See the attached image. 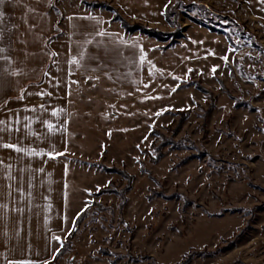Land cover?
I'll return each instance as SVG.
<instances>
[{
  "label": "rangeland",
  "instance_id": "374dc122",
  "mask_svg": "<svg viewBox=\"0 0 264 264\" xmlns=\"http://www.w3.org/2000/svg\"><path fill=\"white\" fill-rule=\"evenodd\" d=\"M179 2L172 25L169 4L135 23L175 37L137 33L144 85L113 88L64 154L67 220L84 215L32 264H264V0Z\"/></svg>",
  "mask_w": 264,
  "mask_h": 264
},
{
  "label": "crops",
  "instance_id": "0c3cea01",
  "mask_svg": "<svg viewBox=\"0 0 264 264\" xmlns=\"http://www.w3.org/2000/svg\"><path fill=\"white\" fill-rule=\"evenodd\" d=\"M90 1L156 27L153 10L164 14L171 0ZM0 14V264H32L54 256L78 214L70 224L64 154L123 100L113 88L143 87L150 43L83 0H4Z\"/></svg>",
  "mask_w": 264,
  "mask_h": 264
},
{
  "label": "trees",
  "instance_id": "16d2710c",
  "mask_svg": "<svg viewBox=\"0 0 264 264\" xmlns=\"http://www.w3.org/2000/svg\"><path fill=\"white\" fill-rule=\"evenodd\" d=\"M176 2H178V3L172 4V2H171V4H169L165 10V19L171 25H172V17L175 16V14H176L175 9L178 8V6L180 4L179 0H176ZM83 4L87 8H90V9H101V10H107V11L111 12L114 16L113 21L119 22L121 27L125 31V33H127L129 35H132L135 33H140V34H145V35L152 37V38H156L159 41H168V40L175 37V35L173 33L163 34L161 32L156 31L155 29H151L148 26H145L142 24H130L126 19H124L120 15V13L118 12V10L115 7H113L112 5H110L107 2H98V1L89 2L88 0H85V1L83 0ZM204 8L210 10V12H212V13H214V12L216 13V11L213 8L211 9L205 5H204ZM83 215H84V212L79 213L77 215V217L73 223V228H72L71 233L69 234L68 238H71L73 236V233H74V231L78 225V222L83 218ZM69 246H70V240H68V242L63 244L61 249L55 253L54 258H56V257L58 258L60 255H62L67 250V248H69ZM181 264H184V263H181Z\"/></svg>",
  "mask_w": 264,
  "mask_h": 264
},
{
  "label": "snow or ice",
  "instance_id": "6c2138e0",
  "mask_svg": "<svg viewBox=\"0 0 264 264\" xmlns=\"http://www.w3.org/2000/svg\"><path fill=\"white\" fill-rule=\"evenodd\" d=\"M4 2V0H0V3H3ZM0 15H2V14H0ZM225 59H227V57H225ZM49 127H51V125H49ZM9 147H15L14 145H9ZM18 151H19V149H17ZM57 239H59L58 237H57Z\"/></svg>",
  "mask_w": 264,
  "mask_h": 264
}]
</instances>
